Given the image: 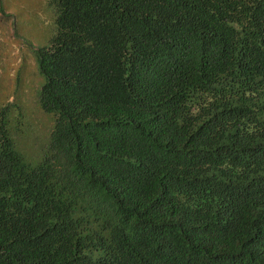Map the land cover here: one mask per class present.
Segmentation results:
<instances>
[{
    "label": "trees",
    "instance_id": "obj_1",
    "mask_svg": "<svg viewBox=\"0 0 264 264\" xmlns=\"http://www.w3.org/2000/svg\"><path fill=\"white\" fill-rule=\"evenodd\" d=\"M49 3L35 164L0 117V264H264V0Z\"/></svg>",
    "mask_w": 264,
    "mask_h": 264
},
{
    "label": "rangeland",
    "instance_id": "obj_2",
    "mask_svg": "<svg viewBox=\"0 0 264 264\" xmlns=\"http://www.w3.org/2000/svg\"><path fill=\"white\" fill-rule=\"evenodd\" d=\"M0 6V32L5 31L0 35V117L14 148L24 161L35 164L48 142L53 117L38 103L43 77L33 52L52 35L54 12L49 0H0Z\"/></svg>",
    "mask_w": 264,
    "mask_h": 264
}]
</instances>
